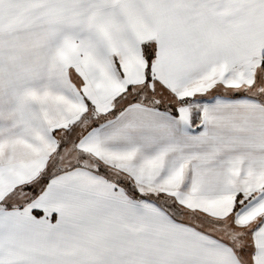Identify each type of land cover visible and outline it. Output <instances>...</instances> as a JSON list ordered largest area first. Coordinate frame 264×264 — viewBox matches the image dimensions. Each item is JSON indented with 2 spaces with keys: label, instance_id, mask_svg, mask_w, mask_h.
<instances>
[{
  "label": "snow or ice",
  "instance_id": "6c2138e0",
  "mask_svg": "<svg viewBox=\"0 0 264 264\" xmlns=\"http://www.w3.org/2000/svg\"><path fill=\"white\" fill-rule=\"evenodd\" d=\"M0 264H264V0H0Z\"/></svg>",
  "mask_w": 264,
  "mask_h": 264
}]
</instances>
